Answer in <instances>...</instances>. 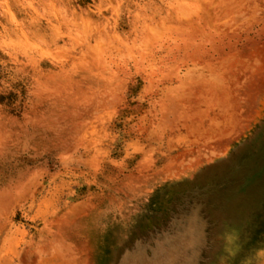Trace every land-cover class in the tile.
<instances>
[{
  "label": "rangeland",
  "instance_id": "rangeland-1",
  "mask_svg": "<svg viewBox=\"0 0 264 264\" xmlns=\"http://www.w3.org/2000/svg\"><path fill=\"white\" fill-rule=\"evenodd\" d=\"M0 264H264V0H0Z\"/></svg>",
  "mask_w": 264,
  "mask_h": 264
}]
</instances>
